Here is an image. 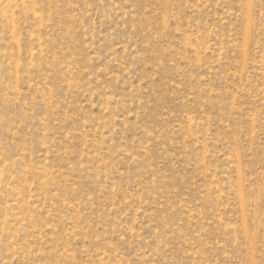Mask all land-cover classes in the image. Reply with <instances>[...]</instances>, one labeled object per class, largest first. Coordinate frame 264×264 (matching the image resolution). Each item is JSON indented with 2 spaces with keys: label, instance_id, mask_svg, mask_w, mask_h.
Masks as SVG:
<instances>
[{
  "label": "rangeland",
  "instance_id": "obj_1",
  "mask_svg": "<svg viewBox=\"0 0 264 264\" xmlns=\"http://www.w3.org/2000/svg\"><path fill=\"white\" fill-rule=\"evenodd\" d=\"M0 264H264V0H0Z\"/></svg>",
  "mask_w": 264,
  "mask_h": 264
}]
</instances>
